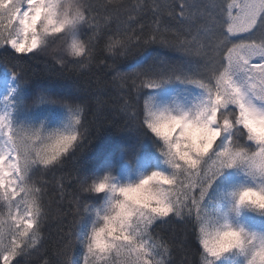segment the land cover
<instances>
[{
	"label": "snow or ice",
	"instance_id": "obj_1",
	"mask_svg": "<svg viewBox=\"0 0 264 264\" xmlns=\"http://www.w3.org/2000/svg\"><path fill=\"white\" fill-rule=\"evenodd\" d=\"M0 64V264H264V0H0Z\"/></svg>",
	"mask_w": 264,
	"mask_h": 264
},
{
	"label": "trees",
	"instance_id": "obj_2",
	"mask_svg": "<svg viewBox=\"0 0 264 264\" xmlns=\"http://www.w3.org/2000/svg\"><path fill=\"white\" fill-rule=\"evenodd\" d=\"M5 71V67L0 64V77L4 75ZM93 71L95 72L97 70L93 69ZM31 72L35 73V75L32 77L33 87L35 91L49 89L52 92H62L64 88L70 83V81L68 80L49 75L42 63H33ZM89 119H91V117H89ZM121 147L122 145H120V137L118 135L111 132L110 130H103L94 137L92 144L88 150V156L90 159L98 161L99 158L105 153L109 152L110 150L119 151ZM112 171L114 175L123 174L119 167L117 169H113ZM47 179L52 180L54 185L56 179H58V176H49L47 177ZM53 185L49 186L50 189ZM177 258H179V256Z\"/></svg>",
	"mask_w": 264,
	"mask_h": 264
},
{
	"label": "rangeland",
	"instance_id": "obj_3",
	"mask_svg": "<svg viewBox=\"0 0 264 264\" xmlns=\"http://www.w3.org/2000/svg\"><path fill=\"white\" fill-rule=\"evenodd\" d=\"M0 81L3 82L4 81V77ZM3 89H4V87L3 86H0V93H2Z\"/></svg>",
	"mask_w": 264,
	"mask_h": 264
},
{
	"label": "bare ground",
	"instance_id": "obj_4",
	"mask_svg": "<svg viewBox=\"0 0 264 264\" xmlns=\"http://www.w3.org/2000/svg\"><path fill=\"white\" fill-rule=\"evenodd\" d=\"M0 86H3L4 87L5 86V82L4 81L3 82L0 81Z\"/></svg>",
	"mask_w": 264,
	"mask_h": 264
}]
</instances>
